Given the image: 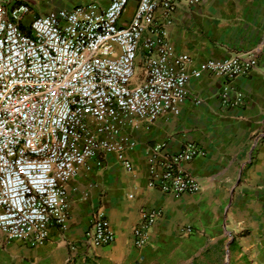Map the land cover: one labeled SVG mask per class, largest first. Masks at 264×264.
Instances as JSON below:
<instances>
[{
  "label": "built area",
  "instance_id": "2783aa9c",
  "mask_svg": "<svg viewBox=\"0 0 264 264\" xmlns=\"http://www.w3.org/2000/svg\"><path fill=\"white\" fill-rule=\"evenodd\" d=\"M130 1L52 10L24 23L31 14L27 2L0 0V246L34 248L46 242L51 228L66 232L67 184L89 163L101 167L108 155L130 172L128 152L136 142L127 130L177 115L190 80L204 73L222 77L221 103L243 105V94L230 82L257 67L255 56L235 54L189 67V56L175 51L158 21V11L170 23L178 8L202 0H134L127 20ZM204 156L193 143L175 152L155 144L147 187L175 199L199 193L202 185L185 165ZM161 216V209L140 210L135 247L147 243ZM114 241L98 209L82 244L92 251Z\"/></svg>",
  "mask_w": 264,
  "mask_h": 264
},
{
  "label": "crops",
  "instance_id": "0c3cea01",
  "mask_svg": "<svg viewBox=\"0 0 264 264\" xmlns=\"http://www.w3.org/2000/svg\"><path fill=\"white\" fill-rule=\"evenodd\" d=\"M24 1L31 10L36 6L35 0ZM38 1L39 11L31 19L110 2ZM135 5L130 1L124 19H130ZM157 16L175 51L189 56V67L235 54L255 56L257 67L230 82L243 94V105L221 103L222 77L204 73L190 80L177 115L167 113L127 130L136 142L128 152L132 170H123L112 155L101 167L89 163L67 184L68 230L51 228L46 242L34 248L6 244L13 245L7 264H264V0H202L195 7L178 8L170 23L160 11ZM158 143L171 152L188 143L205 151L185 165L200 181L199 193L175 199L147 187L150 150ZM143 208L161 209L162 216L147 243L137 248L133 229ZM98 209L110 222L115 241L89 251L83 235ZM187 226L192 232L184 235L181 228Z\"/></svg>",
  "mask_w": 264,
  "mask_h": 264
},
{
  "label": "rangeland",
  "instance_id": "374dc122",
  "mask_svg": "<svg viewBox=\"0 0 264 264\" xmlns=\"http://www.w3.org/2000/svg\"><path fill=\"white\" fill-rule=\"evenodd\" d=\"M35 2H36V6L37 5L39 6L41 4L38 0H35ZM36 6L35 5L32 6L31 14H29L28 16L24 18L23 20L24 23H27L31 19L32 15H34L35 13H38L39 10H37ZM5 245L6 244H3L2 248H0V257H2L1 260H3L1 264L8 263V261L10 260V257L6 256V253H7V250H9L13 246V245H6V246Z\"/></svg>",
  "mask_w": 264,
  "mask_h": 264
}]
</instances>
